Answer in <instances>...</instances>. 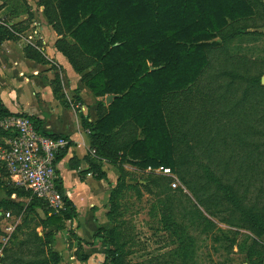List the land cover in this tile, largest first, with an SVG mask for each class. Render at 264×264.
I'll list each match as a JSON object with an SVG mask.
<instances>
[{
  "label": "trees",
  "instance_id": "1",
  "mask_svg": "<svg viewBox=\"0 0 264 264\" xmlns=\"http://www.w3.org/2000/svg\"><path fill=\"white\" fill-rule=\"evenodd\" d=\"M37 3L43 6V15L58 34L55 47L81 74L84 84L97 96L117 93L102 110V100H98L96 121H84L90 129L91 144L96 152L113 160L119 156V149H127V154L133 158L131 161L142 167L163 164L175 169L176 156L180 158L188 153L186 144L190 148L199 147L202 141L198 138L192 144L191 139L203 133L200 129L203 121L210 122L209 116L213 117V113L206 108L203 112H195L194 119L190 113L195 110L196 95L202 99L205 84L200 87L199 82L212 64L211 52L231 40L238 23H251L254 28L251 32L264 25V21L259 22L264 10L261 0H37ZM13 35L7 25L0 24V40ZM25 52L35 59H44L32 44L26 46ZM227 73L221 70L213 76L223 77ZM251 81L255 87L260 77ZM258 86L264 89V84ZM249 94L250 91L246 97ZM225 96L226 92L214 94L212 103H229ZM199 100L200 107L202 101ZM242 101L238 99L233 103L243 106L239 114L245 116L248 111L244 110ZM12 112L0 98V115ZM30 117L35 127L45 133L37 119ZM128 123L134 128L125 139L118 140L120 127ZM234 123H238L236 119ZM116 126L120 127L114 130ZM138 127L142 132L140 138L136 136ZM11 134V131L0 129V137ZM184 150L186 153L180 154ZM91 168L97 176H106L98 163L91 161ZM3 176H7V172L0 166V189L6 194L0 199L3 214L4 207L6 211L16 208L17 214L22 216L15 226L17 229L28 224L33 215L37 222L22 231L17 245L4 246L2 264H57L60 255L51 247V230L46 228L62 226L64 218L76 219L71 198L63 193L57 178L65 208L51 211L29 188L9 178L7 182ZM141 178L143 182H126L122 177L118 184L135 186L140 182L146 185L148 179ZM159 178L163 176H155L152 180ZM118 184L111 189V204ZM13 195L18 200L13 199ZM38 207L47 211L39 215L34 211ZM96 231L106 236L109 251L113 253L112 233L102 223H97ZM114 261L115 256L111 257L110 264ZM248 264L263 262L258 256H250Z\"/></svg>",
  "mask_w": 264,
  "mask_h": 264
},
{
  "label": "rangeland",
  "instance_id": "2",
  "mask_svg": "<svg viewBox=\"0 0 264 264\" xmlns=\"http://www.w3.org/2000/svg\"><path fill=\"white\" fill-rule=\"evenodd\" d=\"M0 7L7 20L14 13H30L28 23L36 18L51 40L55 29L37 0H0ZM259 27L251 32V23H238L231 40L211 52L212 64L199 82L200 87L205 84L202 99L196 95L190 116L194 119L195 112L207 108L213 117L209 116L210 122L204 120L203 133L191 139L193 144L199 138V147L186 144L188 153L176 156L172 170L177 186L172 187L169 175L147 172L139 176L148 179L146 185L122 182L115 187L112 204L107 203L98 216V224L112 233L114 252L99 231L89 247L102 253L103 264H110L113 256L116 261L111 264H248L250 256L260 257L264 264V89L258 86L264 83L256 81L254 87L251 81L264 74V28ZM221 70L229 73L215 78L213 73ZM224 92L229 103H212L214 94ZM238 99L248 111L245 116L239 114L243 106L233 103ZM160 175L163 178L152 180ZM3 178L8 182L7 176ZM5 197L0 189V199ZM9 211L0 219V238L13 224L4 246L17 245L22 231L37 222L33 215L17 229L22 216L14 207ZM34 211L43 215L47 209ZM80 250L85 252L83 247Z\"/></svg>",
  "mask_w": 264,
  "mask_h": 264
},
{
  "label": "crops",
  "instance_id": "3",
  "mask_svg": "<svg viewBox=\"0 0 264 264\" xmlns=\"http://www.w3.org/2000/svg\"><path fill=\"white\" fill-rule=\"evenodd\" d=\"M261 2L264 8V0ZM2 8L0 24L7 23L14 34L0 40V98L3 104L10 111H23L37 119L43 132L68 138L67 147L58 156L57 175L63 193L74 203L77 217L74 220L64 218L60 227L50 225L46 228L51 230V247L60 255L57 264H103L102 253L89 247L97 236L98 216L109 203L111 189L122 177L126 182H143L140 174L149 171L147 166L133 163L127 149H119V156L111 160L99 155L91 144V134L84 121H96L98 100H102V110L117 93L94 95L82 81L81 74L55 47L54 38L58 36L55 31H51L48 41L44 26L38 24L36 18L28 23L29 13L19 16L14 13L13 19L7 20ZM262 14L259 22L264 21V10ZM21 20L25 24H19ZM260 27L264 28V25ZM29 44L41 51L43 60L26 54L25 48ZM107 94H112L109 100ZM133 128L131 123L125 124L116 138L125 139ZM136 134L137 138L142 136L140 127ZM91 161L100 165L105 177L93 172ZM37 229L42 232L40 226ZM81 247L85 252L80 250Z\"/></svg>",
  "mask_w": 264,
  "mask_h": 264
},
{
  "label": "built area",
  "instance_id": "4",
  "mask_svg": "<svg viewBox=\"0 0 264 264\" xmlns=\"http://www.w3.org/2000/svg\"><path fill=\"white\" fill-rule=\"evenodd\" d=\"M36 32L37 29L34 35ZM31 36L27 35L28 38ZM0 129L12 132L11 135L0 137V166L4 167L8 178L29 188L51 211L64 209V199L57 186V162L59 153L68 145V138L62 134L42 133L35 127L30 115L23 111L0 115ZM87 131L90 129L87 128ZM146 169L171 176L170 184L172 187L177 186L178 179L170 166L149 164ZM9 213L5 211L2 215L7 217ZM12 228L13 224L9 223L7 233L0 238V262Z\"/></svg>",
  "mask_w": 264,
  "mask_h": 264
},
{
  "label": "water",
  "instance_id": "5",
  "mask_svg": "<svg viewBox=\"0 0 264 264\" xmlns=\"http://www.w3.org/2000/svg\"><path fill=\"white\" fill-rule=\"evenodd\" d=\"M260 81H261L262 83H264V74H262V75L260 76ZM111 97H112V94H107V95H106V99H107V100H109ZM1 215H2V210L0 209V219H1Z\"/></svg>",
  "mask_w": 264,
  "mask_h": 264
}]
</instances>
